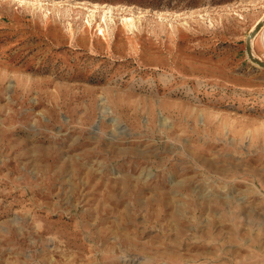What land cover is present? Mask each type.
<instances>
[{"label":"rangeland","instance_id":"obj_1","mask_svg":"<svg viewBox=\"0 0 264 264\" xmlns=\"http://www.w3.org/2000/svg\"><path fill=\"white\" fill-rule=\"evenodd\" d=\"M260 20L0 0V264H264Z\"/></svg>","mask_w":264,"mask_h":264},{"label":"water","instance_id":"obj_2","mask_svg":"<svg viewBox=\"0 0 264 264\" xmlns=\"http://www.w3.org/2000/svg\"><path fill=\"white\" fill-rule=\"evenodd\" d=\"M264 24V20H260L258 21L253 28L248 32V35L245 38V54L247 59H249L250 62L256 64L257 66H259L260 68L264 69V61L256 58L253 55L252 52V45L251 43V39L254 38L256 36V34L262 29V26Z\"/></svg>","mask_w":264,"mask_h":264}]
</instances>
